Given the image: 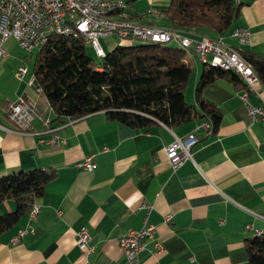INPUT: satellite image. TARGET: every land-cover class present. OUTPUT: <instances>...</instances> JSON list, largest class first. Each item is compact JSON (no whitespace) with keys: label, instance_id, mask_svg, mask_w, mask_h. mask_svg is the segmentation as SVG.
<instances>
[{"label":"crops","instance_id":"0c3cea01","mask_svg":"<svg viewBox=\"0 0 264 264\" xmlns=\"http://www.w3.org/2000/svg\"><path fill=\"white\" fill-rule=\"evenodd\" d=\"M124 1L132 19L169 27L161 11L170 0ZM234 26L250 31L249 42L241 44L228 34L224 42L241 55L264 56V0H241ZM184 31L211 35L203 29ZM10 39L1 44L5 56L0 57V176L51 168L56 177L35 199L36 217L29 221L26 213L0 234V264H132L124 258L119 238L140 229L147 217L156 226L163 250L158 255L141 253L137 264H249L245 240L254 231L248 226L264 231V220L254 215H264V126L249 124L239 96L243 82L237 85L223 77L203 89V96L220 110L219 126L210 136L198 130L199 141L191 148L193 160L173 171L166 146L174 135L186 137L205 117L173 127L160 122L130 127L101 111L47 127L44 119H52L53 111L45 95L30 84L28 56ZM100 43L108 53L132 42L110 35ZM186 58L196 72L185 99L195 104L204 62L192 48ZM21 65L27 67L22 78L17 75ZM19 98L37 109L24 123L7 114ZM251 102L257 103L253 97ZM91 154L96 162L92 171L76 167ZM145 203L149 212L142 206ZM15 207L13 200H5L0 214ZM167 216L170 220L165 222ZM27 223L32 232L13 243ZM81 228L94 247L90 254L77 246L76 232Z\"/></svg>","mask_w":264,"mask_h":264},{"label":"trees","instance_id":"16d2710c","mask_svg":"<svg viewBox=\"0 0 264 264\" xmlns=\"http://www.w3.org/2000/svg\"><path fill=\"white\" fill-rule=\"evenodd\" d=\"M241 0H170L163 9L169 27L203 29L210 37L226 35L235 27ZM117 45L99 62L87 56L80 38L52 35L34 56L32 74L53 111L50 123L74 121L97 112L130 127L160 122L168 127L209 116L216 132L221 113L203 96L218 78L242 83L233 71L204 64L195 87V104L185 90L193 73L186 51L170 43L141 42ZM264 84V56L243 55ZM201 108L205 115L197 108ZM51 169L33 168L0 176V203L13 200L15 209L0 214V234L26 214L47 183ZM249 264H264V231L245 240Z\"/></svg>","mask_w":264,"mask_h":264},{"label":"built area","instance_id":"2783aa9c","mask_svg":"<svg viewBox=\"0 0 264 264\" xmlns=\"http://www.w3.org/2000/svg\"><path fill=\"white\" fill-rule=\"evenodd\" d=\"M52 35H64L80 38L84 45H90L96 57L103 59L106 52L102 48V37L116 35L121 40L170 43L176 42L186 53L192 48L204 64H210L233 71L245 85L239 94L245 108L249 124L260 122L264 126V84L255 72L252 64L243 57L234 47L224 42V35L210 37L208 35L192 36L184 30L168 26L142 23L132 19L124 0H0V57L5 53L1 44L13 38L26 55L39 51ZM230 38L236 39L241 44H247L250 31L241 26L234 27ZM27 73V67L21 65L17 75L22 78ZM30 84L35 86V77L32 74ZM42 92L40 88L36 89ZM43 93V92H42ZM255 98L257 103L251 102ZM37 113L35 107L23 98L11 104L7 109L8 117L19 123H24ZM51 119L46 117L44 124L47 127ZM202 130L205 136L213 134V124L209 116L186 137L173 136V140L166 146L165 154L170 168L178 170L187 160H193L191 148L199 141L196 132ZM56 135L50 138L53 143ZM104 150H107L106 148ZM95 155L86 156L76 163L77 168L92 171L96 165ZM142 206L151 207L147 203ZM39 208L33 204L27 215L32 221ZM257 218L264 220V215L254 213ZM170 216L165 218V222ZM254 234H261L262 230L248 226ZM31 225L27 223L24 229L19 230L13 238V243L18 242L27 233L32 232ZM77 246L85 250L86 254L94 251L89 245L90 236L85 228L76 232ZM119 246L127 262L137 264L141 253L147 252L158 255L163 250V244L157 236L156 226L144 219L138 230H130L119 238Z\"/></svg>","mask_w":264,"mask_h":264},{"label":"rangeland","instance_id":"374dc122","mask_svg":"<svg viewBox=\"0 0 264 264\" xmlns=\"http://www.w3.org/2000/svg\"><path fill=\"white\" fill-rule=\"evenodd\" d=\"M123 41L128 42V43L132 42L131 44L138 43V42H134V41H130V40H123ZM9 42L12 43V45L15 47V49H17L18 51L22 52L20 50V48L17 47L18 46V43L16 42V40H14L13 38H11L9 40ZM125 45H128V44L125 43ZM102 48H103V46H102ZM85 51H86L87 56H89L90 58H92L95 62H99L101 60L100 58H98V57L95 56L94 51H93V49L91 48L90 45L85 44ZM104 51L106 52V50H104ZM36 53H37V51L35 50V51L32 52L31 55H26V56H28V59H27V61H25V65L27 64V66L29 68H32V66H33L34 56L36 55ZM195 72H196V70H194L193 76L195 75ZM190 84H191V79H190ZM188 88H189V86H188ZM185 94H186V92H185Z\"/></svg>","mask_w":264,"mask_h":264}]
</instances>
